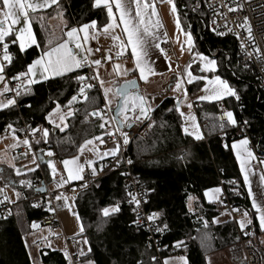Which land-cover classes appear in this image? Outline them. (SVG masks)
I'll return each mask as SVG.
<instances>
[{"label":"trees","instance_id":"obj_1","mask_svg":"<svg viewBox=\"0 0 264 264\" xmlns=\"http://www.w3.org/2000/svg\"><path fill=\"white\" fill-rule=\"evenodd\" d=\"M93 5L94 0H62L58 6L43 13L50 16L61 9L71 25L89 24L93 20L98 25L105 23V8ZM176 6L182 27L193 36L197 52L217 56V72L203 75L219 76L236 91L239 99L233 96L222 102L226 111L233 113L236 124L245 126L258 155L264 160V94L255 76L249 68L237 65L235 41L210 31L209 15L202 0H176ZM40 18L35 16L32 19L37 39L34 47L24 52L15 45L9 47V51L16 55V60L7 69L9 75L26 72L27 65L46 50L44 34L46 29L48 33L51 31L46 25L44 32ZM77 76H83V73L78 71L31 86L18 104L0 111V134L7 126L45 128L49 132L48 139H42L37 146L53 149L61 161L78 155L80 145L85 140L110 141L100 123L87 122L89 113L100 110L104 105L102 93L97 87L89 91L82 103L68 104L71 97L80 91L82 80H78ZM203 85V82L189 85V93L199 92ZM219 102L200 105L197 114L203 135L201 139H196L185 132V122L177 110L175 99L165 98L151 113L153 125L148 136L133 140L127 153L132 161L133 173L151 191L146 209L159 213L157 221L167 232L164 244L177 249V255L186 257L189 264H208V256L240 244L235 222H214L227 208L222 201H206V191L222 188L223 181L222 189L230 204L236 210L253 213L231 148V134L235 125L228 124L227 132H223L218 120ZM57 105L73 111L65 131L53 127L48 120L49 113L58 109ZM107 161L111 162L110 166L106 165ZM120 162V156L106 160L102 175L77 193V212L91 246L88 258L96 264H160L153 259L154 251L148 246V234L135 224L128 185L116 170ZM234 178L239 180V184L232 183ZM33 194L30 192L26 198ZM194 194L200 199V210L195 213L189 207ZM112 206L119 210L105 216L103 209ZM26 211L30 223L44 215L42 211L30 207ZM252 217L254 226L252 230L248 228L250 233L245 238L254 242L263 254L257 240L259 230L255 216ZM177 241L184 243L176 247ZM41 259L43 264H69V260L59 251L43 250ZM0 264H33L22 226L13 215L0 219Z\"/></svg>","mask_w":264,"mask_h":264},{"label":"crops","instance_id":"obj_2","mask_svg":"<svg viewBox=\"0 0 264 264\" xmlns=\"http://www.w3.org/2000/svg\"><path fill=\"white\" fill-rule=\"evenodd\" d=\"M61 1L62 0H57V3L55 4L49 3L48 7L40 8L36 12H31L29 14L30 30L32 38L35 40V43H32L31 40H28L25 45L24 51L34 47L37 43L36 35L32 24V19L35 16L41 17L40 20L46 23V25L51 31L50 34H52V36H49L48 40L46 41V50L50 47H54L57 43H61L65 40H70V38L67 37L66 33L73 27L79 29L82 26L71 25L68 18L65 16V12L61 9H58L53 15H44L43 12L49 10L54 6H58ZM32 2L41 3L42 0H32ZM144 3L149 5V7H142V15L145 23L141 24L140 31L142 33L144 27H148L150 35H147L145 37L147 41V44L145 46L146 55L141 54V62L139 64V67H137L136 58H134L132 55V48L128 44V37L123 30L124 25L120 23L119 13L116 11L114 4L112 5L113 19L115 21V24L117 25L115 29H117L118 31L117 35H115L116 39H114V37H111V40H113L114 42L105 41V45H103L101 40L105 35L99 34L96 36L95 41L92 45L93 50L89 52V50L84 48V43L88 39L93 40V36L97 27L90 26L88 29H85L84 32H78L76 35L79 37V39L75 42H70L69 47L72 48L73 51L76 52L80 58H86L84 59V62L89 56L94 58L95 46H100L104 48L106 52H111L112 54L119 56V58L115 59L116 61H123L124 64L123 66H120L118 68L119 71L116 70L117 68H114L112 70L109 66L115 60L107 61L96 69L98 85L97 88L102 93L104 104L105 90L111 87L110 91H108L107 93L108 99L111 101V103H109L107 107L112 113L115 110H113V102H118L119 99V96L117 95V89L127 81L138 80L140 84V89L135 94H139L140 96H143L145 98L143 104L145 109L144 115H147L150 119L151 113L156 107H158L162 103L165 98L173 97L176 101V107L179 109V113L183 114L182 117L185 122L184 129H187V132L193 137H195L196 135L202 137L203 133L198 120L196 106H200L202 103L205 102L208 103L223 101L224 99L233 96L225 95L221 99H200V97L212 95L211 89L214 87V85L209 82L214 80L216 76L207 77L203 75V73L217 72L218 64L216 58L206 56L202 53L197 52L193 36L190 34V32L185 31L182 27L178 15L176 0H171V2H169V0H144ZM129 6L131 8V18H133L134 22H136V5L130 4ZM173 6H175V12L172 11ZM100 7L104 6L100 5L96 8ZM153 9L155 10V15H152ZM105 10L107 12L106 8ZM89 25H91V23H89ZM177 25H179V27H177ZM21 27H23L22 19L20 26L15 25L14 29L15 31H18ZM15 31L10 35V37L5 38L4 43L8 44V48L12 45H15V47L20 50V41L16 40ZM85 34H87L86 40ZM188 34H190L192 38L191 44L188 43ZM182 41L183 43H181ZM76 42L80 43L82 47L77 49L75 47ZM109 42H111V44H109ZM166 42H170L172 44L175 52L174 56H169L167 53L162 51L161 46ZM0 46L3 45L0 44ZM109 47H111V49H114L115 51L117 50L116 53H113V51ZM139 52L140 50L138 49V53ZM197 54H202L203 56L207 57L208 60H215V70H213L212 66H209L207 64L206 60L201 61L199 55ZM42 55H40V57ZM0 65H3V60L1 57ZM121 68H123V70H121ZM140 69H143V79L141 78ZM34 71L36 75L34 77H26L22 86H20V88L17 90V102H19V100L25 95L27 90L34 84L46 81L51 78L62 77L74 72H78V68L74 69L73 71L67 72L62 76H52L50 74H46V79L41 77L40 67L38 65L34 68ZM189 73H191V76L195 78L191 79V82H189ZM3 75L4 80L0 81V103L7 104V102H3L1 100L2 96L9 93V87L5 72H3ZM220 79L225 81L221 77ZM33 80H35L36 82H32ZM178 82L180 84L179 88H177ZM197 82L204 83L202 89L195 94H190L188 86ZM228 86L230 87L229 84ZM5 88H7V90H5ZM180 88L182 89V94L183 92H187V99L179 100L176 98L178 96ZM13 105L16 104L14 103L12 105H8L7 107L0 108V111ZM116 107L117 104L115 103L114 108ZM69 111H71L72 115V109H56L54 112L51 113V116H49L48 118L50 124L53 127L59 129L60 131H65L68 128V118L71 116L68 114ZM132 111L133 110H129L127 112V115H130ZM61 116L64 117L63 121L59 119ZM58 124L61 127H59ZM223 129H227V126ZM44 130L45 128L41 127V133L38 134L37 137L32 141L36 147L40 146L37 145L41 142L42 139H48L49 132L47 130L48 135L47 137H45ZM221 137L223 141L226 140L224 136ZM24 140H28V144H24ZM243 140L244 139L233 141L231 143V148L234 157L237 161L238 167L240 169L241 180L247 192V196L251 204V212L253 213L246 212L247 216L245 217V215H239L238 212H235V221L242 230L248 228L252 230L254 226L252 216H255L256 226L259 230L257 240H259L263 250L262 255L264 264V228H262L260 223V213H258L256 208L253 207V199H255L257 206L264 207V197H262L261 195L262 193H264V160L260 158L256 148H252L251 143L248 139L247 144H241L240 142ZM30 143L31 140L17 134H0V174H4V171L6 170L8 176L7 178H5L7 182L6 188L0 189V201L10 200L16 204V208L14 209L12 215L20 222L22 226V229L24 231V240L29 250L31 260L32 250H35L38 256V260H40L41 264H43L41 259V253L43 250H50L61 252L67 260H70L71 255H75L79 259L81 264H96L93 259L88 258V256L91 254V246L88 241V238L85 236L84 227L77 212V194L61 200L59 204L60 216L63 222L62 227L64 226L66 230L64 228L63 231L50 230L48 228L37 229L36 227H33V221L35 219L31 223L29 222L26 209L28 207H30V209L33 208L30 205L26 204L25 200L27 195L31 191L24 190L23 188H20L17 184L23 178L35 177L34 175L36 174L38 168L36 167L37 164L33 154L32 156L30 154L31 151L20 153L17 155H13L12 152L19 150L20 148L27 146ZM234 143L236 144L235 149H233L232 147ZM113 148L117 149L114 155H103V153ZM49 152L52 153L55 151L53 149H46L45 151L41 152L38 156V158H41V162H39V164L45 168L46 175L51 180H55L61 176H65L70 182H77L80 181L82 177V172L86 167L94 169L100 177L103 173V163L106 160L118 158L120 156L121 146L116 140L108 141L107 143H103L99 140H94L91 144H87L83 151H81L78 155L73 158L66 159L70 162L74 159L76 161L75 164L69 163L67 169H65L64 164L58 158V156L57 158H55L53 155L49 156ZM249 153H251V156L249 155ZM237 154H239V159L237 158ZM49 161L52 162V167H49ZM88 161L92 162L91 165L87 163ZM242 164L244 166L243 172L241 171ZM77 166H82V170L77 172ZM17 168L20 169L19 175L16 174ZM53 168L55 169V172H53ZM69 170H71L73 176L78 175L79 178H69ZM245 176H247L248 178L247 184L245 183ZM215 189H211L205 192L207 193V195H205L206 201H222L223 189L221 187L218 188L220 189L219 192H215ZM250 189L254 196L249 195ZM17 193H19V196H17ZM70 201L73 202L72 205ZM68 206L72 208V212L71 210H69ZM189 207L190 210L194 213L200 210V199L195 194L192 195L190 198ZM113 208L116 207L112 206L107 208L109 209L108 215L115 213V211H112ZM233 220L234 219L232 215L226 211L225 213L221 214L218 218H216L215 222L217 224H222ZM242 223L244 225L243 228L241 227ZM58 232H60L61 234ZM60 239H62L61 242ZM59 243L63 244L64 246L66 245L67 253L65 247L63 249L59 248ZM240 251L241 250L239 245L225 249L223 251L208 256L207 263L232 264L233 261L239 256ZM179 257L184 256L180 254L168 256L163 262V264H183V261H181ZM184 258L187 261V264H189L186 257ZM32 263L35 264L33 260Z\"/></svg>","mask_w":264,"mask_h":264},{"label":"built area","instance_id":"obj_3","mask_svg":"<svg viewBox=\"0 0 264 264\" xmlns=\"http://www.w3.org/2000/svg\"><path fill=\"white\" fill-rule=\"evenodd\" d=\"M202 3L204 9L209 15L210 31L219 37H228L235 41L237 48V65L249 68L252 71L257 84L264 94V0H202ZM220 33H223V35ZM161 49L169 56H174L175 54L170 42L164 43L161 46ZM8 52L12 57V63L16 60V55L10 52L9 48ZM94 54L93 60L88 59L83 62L80 68H78V71L82 72L83 77H85L80 83V89L81 87L84 88V95H79V91L76 94L78 99L73 102L74 104H80L85 101V96L87 97L89 91L98 86L96 76L97 67L107 61L119 58V56L112 54L111 52H106L104 48L100 46H95ZM3 55L4 48L3 46H0V57L2 60ZM95 60H99L100 64L96 65L91 63V61ZM11 63L3 60L9 93L2 96L1 100L3 102L14 100L16 101L15 104H18L16 93L20 86H22L26 77L21 76L19 79H12V77L19 72L13 75L7 73V69ZM199 108L200 106H196V111ZM100 110H102L105 121H107L102 130L106 132L110 141L116 140L121 146V162L116 166V170L122 174L128 185L133 212L135 214V224L138 228L144 230L148 234V246L154 251V261L163 264L168 254L177 255V249L171 248L168 244H164V238L167 232L159 225L157 218L153 221L147 219V217L152 214L146 209L147 200L151 191L144 187L140 179L133 173L132 163H128L131 159L127 155L129 146L133 140L136 138H146L148 136L153 121H151L147 115H141L139 108H137L128 115V120L123 122V126L120 129L117 126L116 121L112 119V117H114L113 113L105 104ZM217 110L218 120L221 125H224L223 128H225L228 123L227 117L224 116L226 109L222 101L217 104ZM137 117H139V119H137ZM87 122H97L101 124L104 121H101L99 116L90 115L87 118ZM40 131L41 127L35 128L30 125H24L21 128L13 126H7L4 128V133L6 134H17L31 140L29 145L13 151V155L29 151L37 155L45 151V147H36L32 142L37 135L41 133ZM224 132L227 131L224 130ZM109 133L112 135L110 136ZM121 133L127 134L129 140L127 144L123 143V136ZM221 136H224V134ZM231 138L233 141L248 139L252 148H256L251 135L242 124H235ZM106 165L110 166L111 162L107 161ZM41 167L42 166L39 165L37 169L38 175L32 178H23L17 185L24 190L34 192L33 195L26 198L25 203L30 205L34 210L42 211L44 213L43 216L36 218L33 221V225L35 224L37 229L48 228L50 230L63 231L62 222L59 216L58 203L61 200L82 191L87 185L97 180L99 175L94 169L86 167L82 172L80 181L70 182L65 176L51 180L47 178ZM21 181H24L25 183L22 184ZM232 183L237 185L239 184V180L234 178ZM6 185L7 182L5 178L0 174V189L6 188ZM221 185L223 188V181H221ZM40 189H44V192L38 191ZM57 197H60V199H57ZM133 197H135V200L139 201V204L135 203ZM222 202L226 205V211L232 215L234 219L233 222L235 223V212H238L239 215H244L246 212L243 209L236 210L228 201L225 192L222 194ZM15 208L16 204L10 200L0 201V219L9 218ZM157 227L161 228L162 231L157 232ZM249 233L250 230H242L238 226V234L240 238L239 247L241 251L232 264H263L262 253L258 250L254 242L245 238ZM69 264L81 263L75 255H71Z\"/></svg>","mask_w":264,"mask_h":264},{"label":"snow or ice","instance_id":"obj_4","mask_svg":"<svg viewBox=\"0 0 264 264\" xmlns=\"http://www.w3.org/2000/svg\"><path fill=\"white\" fill-rule=\"evenodd\" d=\"M171 2V0H169ZM49 3L55 4L57 3V0H42L41 3H33L32 0H0V44L3 45L4 48V55L3 60L8 61L11 63L12 57L8 52V44L4 43L6 37H10V35L15 31L14 26L21 23V19L23 21V27L19 28L18 31H15L16 40L20 41L19 48L21 52H24L25 45L28 40H31L32 43H35V40L32 38L31 30H30V24H29V14L31 12H36L40 8H45L49 6ZM115 5L116 11L119 13L120 23L124 25V32L128 37V44L132 48V55L137 60V67H139V64L141 62V54L146 55L145 46L147 44V41L145 37L147 35H150L148 27H144L143 32L140 31L141 24H144V19L142 15V7L147 8L149 5L144 3V0H94V7H98L100 5H103L107 9V17L110 21L109 24H106L104 26L105 30H107L109 27H115L117 26L113 21V9L112 5ZM130 4L136 5V11H135V21L131 18V8ZM172 11L175 12V6H173ZM155 10L153 9L152 15H155ZM97 22L95 20L91 21V25L84 24L79 29L73 27L71 28L67 33V37L70 38V40H65L61 43H57L54 47H50L47 50L43 52V55L33 60L31 64L27 65V71L26 72H19L15 76L12 77V79H19L21 76L28 77V76H35L36 73L34 71V68L38 65L40 67V74L42 78H47L46 74H50L52 76H62L67 72L73 71L76 68H80L81 65L84 62V59L86 58H80L76 52L73 51L72 48L69 47L70 42H75L79 39V37L76 35L78 32H84L85 29H88L90 26L95 27ZM179 27V25H177ZM223 35V33H220ZM27 37V39H26ZM87 39V34H85V40ZM114 39H116L114 37ZM15 42V41H13ZM188 43H192L191 35L188 34ZM75 47L77 49L81 48L82 45L78 42L75 43ZM138 49L140 52L138 53ZM199 55V58L201 61H207V64L209 66H212L213 70H215V60H208L207 57L203 56L202 54ZM91 63H94L96 65L100 64L99 60L91 61ZM141 71V78L143 79V69H140ZM4 66L0 65V81L4 80ZM189 75V82H191V79H195L191 76V73ZM78 80H84L85 77L83 76H77ZM32 82H36L33 80ZM209 83L213 84L214 87L211 89L212 95L211 96H203L200 97V99H221L225 95H232L236 97V99H239V96L237 95L236 91L232 88H230L226 81H223L220 79L219 76H216L214 80L210 81ZM126 84H135V81H127ZM90 87V85H89ZM180 87L179 82L177 83V88ZM7 90V88H5ZM108 89L105 90V104L106 107L111 101L108 99L107 93ZM119 94V98L123 100V103L119 105V115L112 117L113 120H116L118 123H123L124 121L128 120L127 112L129 110H136L139 108L140 114L143 115L145 113L144 109V97L140 96L139 94H135L132 92L127 91L126 89H118L117 90ZM79 95H84V88L81 87ZM78 97L76 95L72 96L71 99L68 101V104L71 105L74 101H76ZM85 99L87 97L85 96ZM14 100H8L7 104L0 103V108L7 107L8 105L14 104ZM190 107V106H189ZM57 108H59V105H57ZM179 110V109H177ZM55 111V109H54ZM71 115V111L68 113ZM89 115L92 116H99L101 121H104L100 124V127L103 128L104 124L107 122L105 121V117L102 113V110H94L93 112L89 113ZM183 115V114H181ZM49 116H51V113H49ZM224 116L227 117V123L235 125L236 121L233 118V113L230 111L224 112ZM61 121H63L64 117H60ZM139 119V117H137ZM224 125L222 124L221 127ZM185 132H187V129H185ZM48 132L45 129L44 130V136L47 137ZM111 136L112 134L109 133ZM123 136V143L127 144L129 142L128 136L126 133H121ZM196 139H201L202 137L199 135L195 136ZM94 139H99V137H95ZM24 144H28V140L23 141ZM92 140H85L83 144L80 145L81 151H83L85 145L91 144ZM241 144H247V139H244L240 142ZM233 149L236 148V144L234 143L232 145ZM116 148L109 149L107 152L103 153V155H114L116 152ZM49 156H52V153H48ZM251 156V153H249ZM237 158L239 159V154H237ZM34 162V161H33ZM62 163L65 166V169L68 168L69 163L75 164V159L73 161L64 160ZM89 165H91V161L87 162ZM128 163H132L131 160L128 161ZM49 167H52V162L49 161ZM82 170V166H77V172ZM241 171H244L243 164L241 165ZM53 172H55V169L53 168ZM16 174H20V169H16ZM69 178L75 179L79 178V176H73L71 170H69ZM21 183H25L24 181H21ZM245 183H248V178L245 176ZM30 186V185H29ZM215 192H219L220 189H215ZM207 195V193H205ZM249 195L254 196V194L251 192V189L249 190ZM262 197H264V193L261 194ZM17 196H19V193H17ZM57 199H60V197H57ZM133 200L135 203L139 204L138 200H135V197H133ZM253 207L256 208L257 212L260 213V223L262 228H264V207L257 206V203L255 199H253ZM118 207L113 208L112 211H118ZM103 214L107 216L109 214V209L105 208L103 209ZM159 213H152L150 214L147 219L149 221H153ZM245 217L247 216V213H244ZM215 222V221H214ZM207 222H205L206 224ZM243 223L241 224V227L243 228ZM35 227V224L33 225ZM167 228V225L164 226ZM82 230V229H81ZM156 231H162L161 228L157 227ZM184 242L183 241H177L175 243L176 247H180ZM181 261H183V264H187V261L184 257H179Z\"/></svg>","mask_w":264,"mask_h":264},{"label":"rangeland","instance_id":"obj_5","mask_svg":"<svg viewBox=\"0 0 264 264\" xmlns=\"http://www.w3.org/2000/svg\"><path fill=\"white\" fill-rule=\"evenodd\" d=\"M107 13V12H106ZM39 22H40V26H41V28L44 30V32H45V27H46V23L45 22H43V21H41L40 19H39ZM112 22H114L115 23V21H114V19H113V21ZM110 23V21L108 20V17L106 18V21H105V23H103V24H101V25H98V24H96V30H95V33H94V36H93V40H90V39H88V40H86L85 41V43H84V48L85 49H87V50H89V52L91 51V50H93L92 49V45H93V43H94V41H95V38H96V36L97 35H99V34H104L105 36H103V38H102V40H101V42H102V44L103 45H105L104 44V42L105 41H113V40H111V37H115V35H117V29H115V27H109L107 30H105V28H104V26L106 25V24H109ZM18 26H20V24H18ZM100 30H99V29ZM51 33V32H50ZM50 33H48L47 32V29H46V32H45V34H44V36H46V39L48 40V38H49V36L51 37L52 36V34H50ZM45 39V40H46ZM44 40V41H45ZM46 40V41H47ZM114 42V41H113ZM45 43H47V42H45ZM181 43H183V41L181 42ZM109 44H111V42H109ZM117 44V43H116ZM110 49H111V47H109ZM194 48V47H193ZM112 51H113V53H116V51L114 50V49H111ZM216 59H217V56L215 57ZM88 59H90V60H93V57H91V56H89L88 58H87V60ZM86 60V61H87ZM123 61H120V60H118V61H114L112 64H110L109 66L111 67V69L113 70L114 68H117L116 70H118L119 71V67L120 66H123ZM121 70H123V68H121ZM109 85V84H108ZM108 90H110L111 89V87H109V88H107ZM177 99H179V100H184V99H187L188 98V94H187V92H183V94H182V89L180 88V90H179V92H178V96L176 97ZM114 104H113V110L115 109L114 108V105H115V103L117 104V102H113ZM60 119V118H59ZM58 126H59V124H58ZM59 127H61V126H59ZM225 131H227V129H224ZM31 154V156H32V154H33V156H34V158H35V160H36V167L38 168L39 167V162H41V158H38V156H39V154H37V155H35L34 153H30ZM27 155H29V154H27ZM52 155L55 157V158H57V155H56V153L55 152H52ZM17 160V159H16ZM41 169H42V171L46 174V171H45V168L42 166L41 167ZM3 175V177L5 178V176H7V172H6V170L4 171V174H2ZM5 175V176H4ZM47 176V175H46ZM8 177V176H7ZM47 178L48 179H50L48 176H47ZM71 202V205L73 204V202L72 201H70ZM59 204H60V202L58 203V207H59ZM69 207V210H71V212H72V208L70 207V206H68ZM59 216H60V207H59ZM60 219H61V216H60ZM61 222H62V220H61ZM63 223V222H62ZM63 225V224H62ZM63 228H64V226H63ZM65 229V228H64ZM66 230V229H65ZM58 233H60V232H58ZM67 233V232H66ZM61 234V233H60ZM61 240L62 239H60V242H61ZM62 245V246H61ZM65 247V250H66V253H67V248H66V245L64 246L63 244H60L59 243V248L60 249H63ZM32 260H33V262L35 263V264H41V262H40V260H38V256H37V254H36V251L35 250H32Z\"/></svg>","mask_w":264,"mask_h":264},{"label":"water","instance_id":"obj_6","mask_svg":"<svg viewBox=\"0 0 264 264\" xmlns=\"http://www.w3.org/2000/svg\"><path fill=\"white\" fill-rule=\"evenodd\" d=\"M132 81H135V84H126V83H124L118 89H126L129 92L137 93L139 91V89H140L139 81L138 80H132ZM117 95L119 96L118 92H117ZM122 103H123V100L119 98L118 102H117V107L113 111V116H118L119 115V105L122 104ZM116 123H117L118 127L121 129L122 126H123V123H118L117 121H116ZM38 191L44 192V189H40Z\"/></svg>","mask_w":264,"mask_h":264}]
</instances>
